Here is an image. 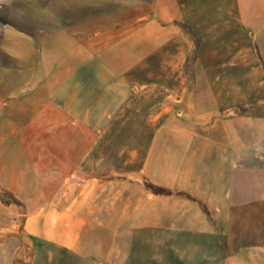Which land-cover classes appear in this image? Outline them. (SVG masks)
<instances>
[{"label":"crops","instance_id":"1","mask_svg":"<svg viewBox=\"0 0 264 264\" xmlns=\"http://www.w3.org/2000/svg\"><path fill=\"white\" fill-rule=\"evenodd\" d=\"M81 1L0 0V6L12 9L0 27V264L116 262L113 248L83 240L93 225L81 223L82 209L76 205L66 218L53 203L69 198L60 191L66 169L61 152L68 147L50 137L66 135L68 114L76 111L75 118L84 119L85 112L88 119L98 113L99 54L115 51L123 66L111 67L125 71L130 51L161 50L164 22L189 23V9L230 7L236 10L235 24L245 31L241 38L257 47L234 55L258 75L264 72V0H88L86 5L108 10L85 18L77 16ZM77 2L76 10H65ZM253 82L264 89V79ZM219 86L226 88V80ZM219 98V110L237 113L224 115L218 127H187L195 167L177 187L191 201L187 212L172 201V216L187 217L173 219V226L207 232L212 247L219 248L217 264H264V98L255 103L248 97ZM93 104L94 110L82 108ZM206 116L193 113L191 119ZM4 194L23 202L24 223L19 208L4 204Z\"/></svg>","mask_w":264,"mask_h":264},{"label":"rangeland","instance_id":"2","mask_svg":"<svg viewBox=\"0 0 264 264\" xmlns=\"http://www.w3.org/2000/svg\"><path fill=\"white\" fill-rule=\"evenodd\" d=\"M81 2L78 17L108 10L92 8L86 5L88 0ZM69 4L68 13L79 5ZM11 13L10 7L0 6V27ZM235 16V8L230 7L204 12L189 9V23L164 22L167 37L161 50L130 51V67L125 71L112 69V65L123 66L115 51L99 54L95 73L100 87L98 113L96 105H82L93 107L92 118L86 119L91 114L84 112V119H76L79 113L74 111L65 121L66 135L50 137L51 143L68 147L61 152L66 169L60 191L69 198L53 203L64 210L66 218L74 214L76 205L82 209L81 223L93 225L83 232V240L113 248L114 264L219 262V248L212 247L207 232L173 226V219L185 221L187 217L172 216L171 207L173 201L180 212L182 208L187 212L191 201L177 187L193 176L195 167L187 127H218L224 115L233 117L237 110H219V97L229 101L248 97L249 103L264 98V89L251 86L252 80L264 79V72L258 75L254 66L241 65V55H234L257 51L252 41L241 38L245 31L235 24ZM220 79L226 80V88L219 86ZM193 113L209 116L192 120ZM3 196L4 204L20 209L18 220L24 223L23 202ZM196 218L199 223L200 217Z\"/></svg>","mask_w":264,"mask_h":264}]
</instances>
